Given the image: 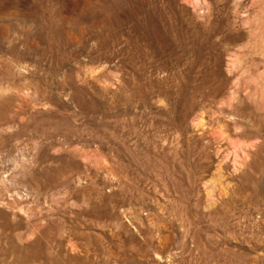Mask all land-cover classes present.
<instances>
[{"label":"rangeland","instance_id":"obj_1","mask_svg":"<svg viewBox=\"0 0 264 264\" xmlns=\"http://www.w3.org/2000/svg\"><path fill=\"white\" fill-rule=\"evenodd\" d=\"M0 264H264V0H0Z\"/></svg>","mask_w":264,"mask_h":264}]
</instances>
